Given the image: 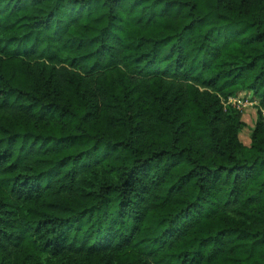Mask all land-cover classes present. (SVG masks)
I'll return each instance as SVG.
<instances>
[{
  "label": "trees",
  "instance_id": "16d2710c",
  "mask_svg": "<svg viewBox=\"0 0 264 264\" xmlns=\"http://www.w3.org/2000/svg\"><path fill=\"white\" fill-rule=\"evenodd\" d=\"M0 264H264V0H0Z\"/></svg>",
  "mask_w": 264,
  "mask_h": 264
},
{
  "label": "rangeland",
  "instance_id": "374dc122",
  "mask_svg": "<svg viewBox=\"0 0 264 264\" xmlns=\"http://www.w3.org/2000/svg\"><path fill=\"white\" fill-rule=\"evenodd\" d=\"M228 104L240 111L242 126L239 139L244 145L248 146L252 129L258 120V111L261 109V105L248 91L238 93L232 102Z\"/></svg>",
  "mask_w": 264,
  "mask_h": 264
},
{
  "label": "built area",
  "instance_id": "2783aa9c",
  "mask_svg": "<svg viewBox=\"0 0 264 264\" xmlns=\"http://www.w3.org/2000/svg\"><path fill=\"white\" fill-rule=\"evenodd\" d=\"M234 98H229L228 103H231Z\"/></svg>",
  "mask_w": 264,
  "mask_h": 264
}]
</instances>
